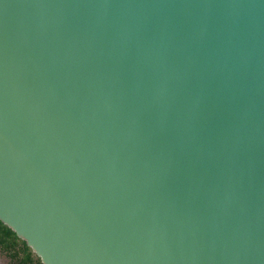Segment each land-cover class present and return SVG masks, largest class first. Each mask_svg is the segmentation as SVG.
<instances>
[{
	"label": "water",
	"instance_id": "obj_1",
	"mask_svg": "<svg viewBox=\"0 0 264 264\" xmlns=\"http://www.w3.org/2000/svg\"><path fill=\"white\" fill-rule=\"evenodd\" d=\"M0 220L44 264H264V0H0Z\"/></svg>",
	"mask_w": 264,
	"mask_h": 264
},
{
	"label": "trees",
	"instance_id": "obj_2",
	"mask_svg": "<svg viewBox=\"0 0 264 264\" xmlns=\"http://www.w3.org/2000/svg\"><path fill=\"white\" fill-rule=\"evenodd\" d=\"M0 253L9 259L11 264H44L27 242L19 238L16 232L1 220Z\"/></svg>",
	"mask_w": 264,
	"mask_h": 264
},
{
	"label": "rangeland",
	"instance_id": "obj_3",
	"mask_svg": "<svg viewBox=\"0 0 264 264\" xmlns=\"http://www.w3.org/2000/svg\"><path fill=\"white\" fill-rule=\"evenodd\" d=\"M0 264H11L9 259L0 253Z\"/></svg>",
	"mask_w": 264,
	"mask_h": 264
}]
</instances>
